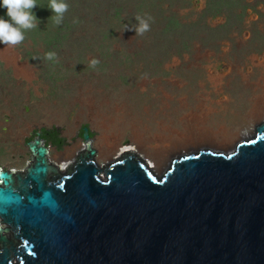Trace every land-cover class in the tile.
<instances>
[{
    "label": "rangeland",
    "instance_id": "obj_1",
    "mask_svg": "<svg viewBox=\"0 0 264 264\" xmlns=\"http://www.w3.org/2000/svg\"><path fill=\"white\" fill-rule=\"evenodd\" d=\"M63 2L55 24L50 0H36L38 27L0 45V167L23 170L41 128L63 138L47 145L65 170L83 126L105 165L130 149L148 161L155 140L179 148L169 160L227 147L264 119V0Z\"/></svg>",
    "mask_w": 264,
    "mask_h": 264
},
{
    "label": "water",
    "instance_id": "obj_2",
    "mask_svg": "<svg viewBox=\"0 0 264 264\" xmlns=\"http://www.w3.org/2000/svg\"><path fill=\"white\" fill-rule=\"evenodd\" d=\"M89 133L65 170L41 130L23 170L0 167V264H264V119L162 172L133 150L98 165Z\"/></svg>",
    "mask_w": 264,
    "mask_h": 264
},
{
    "label": "clouds",
    "instance_id": "obj_3",
    "mask_svg": "<svg viewBox=\"0 0 264 264\" xmlns=\"http://www.w3.org/2000/svg\"><path fill=\"white\" fill-rule=\"evenodd\" d=\"M49 6L56 14L54 23L60 24L67 4L63 0H50ZM0 8L5 10L4 16H0V45H16L24 40L25 30L38 27L39 18L33 12L36 0H0ZM148 27V23L141 19L137 32L142 34ZM53 57L54 53L47 54L48 59ZM96 63V60L92 61L93 65Z\"/></svg>",
    "mask_w": 264,
    "mask_h": 264
},
{
    "label": "bare ground",
    "instance_id": "obj_4",
    "mask_svg": "<svg viewBox=\"0 0 264 264\" xmlns=\"http://www.w3.org/2000/svg\"><path fill=\"white\" fill-rule=\"evenodd\" d=\"M251 132H252V130L250 129L248 131H245V133L242 132L241 135H235V136L231 137L229 139V144L226 143L227 147H221V145L220 146L216 145V146H213V148H217V149L222 148V150L227 149V148H229L230 145H234V143H236L237 141H239V140L241 141L242 139H244L245 138L244 136L251 133ZM180 140H183V139L181 138ZM155 141L150 142V148L152 151L150 154V158H148V162H149L150 167H152L153 169H155L156 172H158V169H160L161 166L165 165V163H167V161L169 160V158L172 155H174L175 153H180V150H179V148L178 149L177 148H171L170 149L169 144H167L165 141H164L165 143H163V142L160 143V142H157V141L155 142ZM182 144L185 145V143H183V141H180L179 145H182ZM200 147H202V146H200ZM188 149H190V148H187L186 150H188ZM123 150H125V149H123ZM130 150H133V149H130ZM66 154H67V152H66ZM157 165H159V166H157Z\"/></svg>",
    "mask_w": 264,
    "mask_h": 264
},
{
    "label": "trees",
    "instance_id": "obj_5",
    "mask_svg": "<svg viewBox=\"0 0 264 264\" xmlns=\"http://www.w3.org/2000/svg\"><path fill=\"white\" fill-rule=\"evenodd\" d=\"M40 130L42 132V138L44 139L46 144L51 143L57 147H60L63 144V138H61L58 135V131L56 128H50V129L41 128ZM80 133H82V129H81ZM89 134H90V136L93 135V133L91 131Z\"/></svg>",
    "mask_w": 264,
    "mask_h": 264
}]
</instances>
